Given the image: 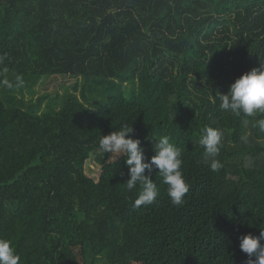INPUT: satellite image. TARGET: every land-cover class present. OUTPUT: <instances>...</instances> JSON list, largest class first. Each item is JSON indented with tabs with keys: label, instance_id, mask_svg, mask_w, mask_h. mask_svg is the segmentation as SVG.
<instances>
[{
	"label": "trees",
	"instance_id": "1",
	"mask_svg": "<svg viewBox=\"0 0 264 264\" xmlns=\"http://www.w3.org/2000/svg\"><path fill=\"white\" fill-rule=\"evenodd\" d=\"M0 56V238L19 264H247L239 237L264 229V114L218 97L264 62V0H0ZM60 76L71 89L25 97ZM125 122L149 160L165 135L181 150V206L153 168L160 194L133 208L126 158L98 150ZM206 126L223 132L217 172Z\"/></svg>",
	"mask_w": 264,
	"mask_h": 264
},
{
	"label": "clouds",
	"instance_id": "2",
	"mask_svg": "<svg viewBox=\"0 0 264 264\" xmlns=\"http://www.w3.org/2000/svg\"><path fill=\"white\" fill-rule=\"evenodd\" d=\"M5 56H0V62ZM23 78L20 75L15 77V87L23 86ZM3 84L11 89L13 83L4 80ZM220 109L230 111L236 116L255 117L257 114H264V62L259 68H253L243 73L229 87L227 94H220ZM254 127L264 131V117L257 119ZM134 129L127 122L123 123L118 130L108 135H101L98 150L104 155L108 154L107 160L115 162L121 156L125 157L128 167V179L126 188L129 192L139 185L138 198L133 203V208H140L153 204L160 194L157 183L154 182L146 170L151 173L153 168L158 169L163 184L167 185V194L172 205L181 206L184 197L190 189L182 172L183 160L181 150L177 148L170 137L165 135L158 140L155 139L153 146L154 155L150 160L145 156L141 141L134 139ZM223 141V132L218 128L206 126L201 130L199 145L203 147L205 157L210 161V170L217 172L222 168L221 162L216 159L219 155ZM239 247L247 254V264H264V229H261L259 236L251 234L239 237ZM254 257V259H253ZM20 256L17 254L12 241L0 238V264H19Z\"/></svg>",
	"mask_w": 264,
	"mask_h": 264
},
{
	"label": "rangeland",
	"instance_id": "3",
	"mask_svg": "<svg viewBox=\"0 0 264 264\" xmlns=\"http://www.w3.org/2000/svg\"><path fill=\"white\" fill-rule=\"evenodd\" d=\"M47 78V77H44ZM42 79L38 85L34 88L35 92L33 95H29L28 93H24L25 97L30 98H37L40 95H43L45 92H53L51 93L54 95L56 90L60 93H63L66 89V87H69L71 89L72 83H74L75 79H66L62 76L58 77L56 80L53 78L48 79ZM94 167V168H92ZM98 164L95 159H91L87 164V172L89 174H94L96 171H98ZM95 169V170H93Z\"/></svg>",
	"mask_w": 264,
	"mask_h": 264
}]
</instances>
